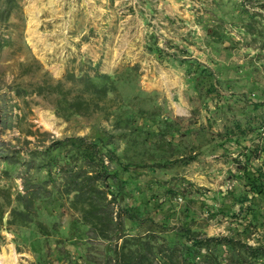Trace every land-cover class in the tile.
<instances>
[{
  "label": "rangeland",
  "instance_id": "rangeland-1",
  "mask_svg": "<svg viewBox=\"0 0 264 264\" xmlns=\"http://www.w3.org/2000/svg\"><path fill=\"white\" fill-rule=\"evenodd\" d=\"M70 137L114 174L56 158ZM246 167L264 191V0H0V257L238 264L264 244Z\"/></svg>",
  "mask_w": 264,
  "mask_h": 264
},
{
  "label": "trees",
  "instance_id": "trees-1",
  "mask_svg": "<svg viewBox=\"0 0 264 264\" xmlns=\"http://www.w3.org/2000/svg\"><path fill=\"white\" fill-rule=\"evenodd\" d=\"M197 64L200 63L197 62ZM58 144L59 148L57 147L55 149L56 152L58 151L56 158L58 156H62L64 160H67L66 164H76L80 161H96L100 165L102 173L106 172L108 174H114L109 170L108 166L105 165V160L98 150L100 147L99 143H95L93 141L88 142L84 138L70 137L65 140L59 141ZM114 176L117 177V175ZM242 177L248 183L254 185L253 188L258 194L264 195L262 183L259 181L260 177L258 175L254 174L252 171H250V169L246 167V169L242 172ZM215 240L217 239H195L193 240L194 245L189 246L187 244H183V246L177 244V248L179 249L183 259L186 262H189L192 259L194 260L197 255L202 254L203 250L206 251L205 254H208L210 250L216 251L223 243L214 242ZM232 242L233 244L230 246L231 249L237 250L236 247L239 243H235V241H233L232 239H228L226 244L230 245ZM235 262H237L238 264H264V244L258 246H252L248 244L242 245V248L238 251Z\"/></svg>",
  "mask_w": 264,
  "mask_h": 264
},
{
  "label": "bare ground",
  "instance_id": "bare-ground-1",
  "mask_svg": "<svg viewBox=\"0 0 264 264\" xmlns=\"http://www.w3.org/2000/svg\"><path fill=\"white\" fill-rule=\"evenodd\" d=\"M34 15V14H33ZM36 15V14H35ZM32 16V15H31ZM35 19V18H34ZM32 20V19H31ZM35 28H31L30 29V33H35ZM46 124V127H48L49 129H52L53 128V124L51 121L47 120V122H45ZM12 251V250H11ZM15 257L14 256H3V257H0V262L1 264H13V261H14Z\"/></svg>",
  "mask_w": 264,
  "mask_h": 264
}]
</instances>
